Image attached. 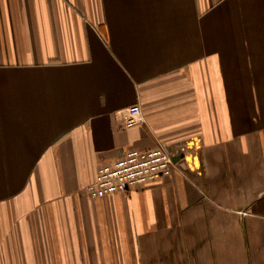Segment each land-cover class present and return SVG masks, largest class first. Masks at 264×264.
I'll list each match as a JSON object with an SVG mask.
<instances>
[{
    "label": "crops",
    "instance_id": "crops-1",
    "mask_svg": "<svg viewBox=\"0 0 264 264\" xmlns=\"http://www.w3.org/2000/svg\"><path fill=\"white\" fill-rule=\"evenodd\" d=\"M262 98L264 0H0V264H264Z\"/></svg>",
    "mask_w": 264,
    "mask_h": 264
},
{
    "label": "built area",
    "instance_id": "built-area-1",
    "mask_svg": "<svg viewBox=\"0 0 264 264\" xmlns=\"http://www.w3.org/2000/svg\"><path fill=\"white\" fill-rule=\"evenodd\" d=\"M141 120L142 113L138 104H132L122 111L125 127L134 126ZM176 165V161L162 146L129 149L115 160L100 165L94 179L85 187V192L90 198L125 194L131 188L171 176Z\"/></svg>",
    "mask_w": 264,
    "mask_h": 264
},
{
    "label": "rangeland",
    "instance_id": "rangeland-1",
    "mask_svg": "<svg viewBox=\"0 0 264 264\" xmlns=\"http://www.w3.org/2000/svg\"><path fill=\"white\" fill-rule=\"evenodd\" d=\"M262 101H264V98H262Z\"/></svg>",
    "mask_w": 264,
    "mask_h": 264
}]
</instances>
